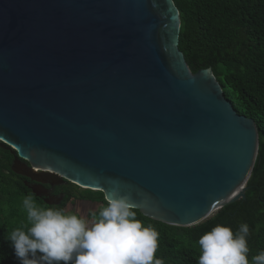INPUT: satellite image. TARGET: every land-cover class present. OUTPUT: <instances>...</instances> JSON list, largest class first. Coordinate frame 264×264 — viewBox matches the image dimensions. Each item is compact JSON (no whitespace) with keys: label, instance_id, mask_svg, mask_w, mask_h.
<instances>
[{"label":"water","instance_id":"obj_1","mask_svg":"<svg viewBox=\"0 0 264 264\" xmlns=\"http://www.w3.org/2000/svg\"><path fill=\"white\" fill-rule=\"evenodd\" d=\"M181 27L174 0H0V145L29 167L14 171L129 195L176 228L245 200L257 123L212 68L192 72Z\"/></svg>","mask_w":264,"mask_h":264},{"label":"trees","instance_id":"obj_2","mask_svg":"<svg viewBox=\"0 0 264 264\" xmlns=\"http://www.w3.org/2000/svg\"><path fill=\"white\" fill-rule=\"evenodd\" d=\"M182 27L179 48L195 74L212 68L241 115L256 121L260 145L255 169L247 184L246 199L225 207L212 218L193 228H176L151 220L138 210L144 226L159 232L156 257L164 264H197L199 238L216 225L228 226L233 233L247 223L250 235L248 259L264 250V0H174ZM17 155L0 145V264H20L11 242L5 237L14 228L27 224L22 199L32 192L28 178L14 171ZM30 181V180H29ZM65 201L49 206L67 210L76 203L103 206V193L82 190L74 185L58 189Z\"/></svg>","mask_w":264,"mask_h":264},{"label":"clouds","instance_id":"obj_3","mask_svg":"<svg viewBox=\"0 0 264 264\" xmlns=\"http://www.w3.org/2000/svg\"><path fill=\"white\" fill-rule=\"evenodd\" d=\"M129 195L105 197V204L86 214L38 204L29 192L22 199L27 224L14 228L11 242L20 264H164L156 257L159 232L137 218ZM250 228L233 233L216 225L199 240L197 264H264V250L248 259Z\"/></svg>","mask_w":264,"mask_h":264},{"label":"flooded vegetation","instance_id":"obj_4","mask_svg":"<svg viewBox=\"0 0 264 264\" xmlns=\"http://www.w3.org/2000/svg\"><path fill=\"white\" fill-rule=\"evenodd\" d=\"M28 168L29 167L25 163H17L15 166L16 170H22L24 171V173L28 172ZM29 180L28 182H26L27 188L30 189L33 193L35 192L37 195L41 196V198L39 199L44 201V203H46L47 201L62 204V200L65 201L64 193H58V189L69 187L70 184L62 185L60 180L47 175L41 176L37 179L38 181L44 182V186L40 185L37 182Z\"/></svg>","mask_w":264,"mask_h":264},{"label":"rangeland","instance_id":"obj_5","mask_svg":"<svg viewBox=\"0 0 264 264\" xmlns=\"http://www.w3.org/2000/svg\"><path fill=\"white\" fill-rule=\"evenodd\" d=\"M20 172H22L21 174L24 173V171L22 170ZM54 206H57V205H54ZM98 209H99V206H93L87 203H76L73 206H69L66 212H76V213L86 214L88 210H98Z\"/></svg>","mask_w":264,"mask_h":264}]
</instances>
